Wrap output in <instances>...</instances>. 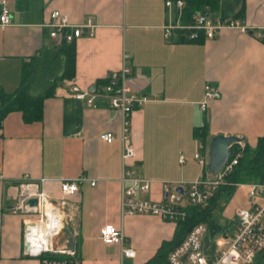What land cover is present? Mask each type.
<instances>
[{
  "label": "crops",
  "instance_id": "obj_1",
  "mask_svg": "<svg viewBox=\"0 0 264 264\" xmlns=\"http://www.w3.org/2000/svg\"><path fill=\"white\" fill-rule=\"evenodd\" d=\"M166 1L5 0L11 22L0 25V94L17 89L25 61L56 45L46 26L51 12L59 11L75 25L90 17L98 26L73 42V76L58 82L43 100L39 120L26 121L17 110L0 119V264L40 262L25 252L26 223L39 216L14 210L26 175L35 182L46 179L44 191L56 202L58 214L73 218V226L65 224L56 243L73 239L76 231L80 264H147L174 237L177 224L154 216L121 217V113L104 96L87 105L74 96L72 86L98 91L111 72L125 65L130 68L128 90L148 97L131 114L135 158L126 166L150 182L140 200L165 204V184L213 181L215 174L194 159L196 153L208 159L213 137H236L241 149H253L264 136V40L256 35L264 29V0H219L213 14L231 15L248 29L226 27L214 38L193 41L175 32L164 37L163 26L177 20ZM2 7L0 0V12ZM206 85L220 96L202 108ZM202 126L208 130L203 148L195 137ZM105 132L113 133L111 143L100 139ZM79 176L87 181L73 197H64L60 181ZM250 185L224 186L209 202L211 225L205 224L202 238L206 255L221 250L217 242L223 233L232 234L239 209L264 205V195L248 197ZM62 198L64 207L58 203ZM107 226L122 230L123 247L132 249L134 258L122 257L120 246L100 240ZM258 262L264 264V251Z\"/></svg>",
  "mask_w": 264,
  "mask_h": 264
},
{
  "label": "built area",
  "instance_id": "obj_2",
  "mask_svg": "<svg viewBox=\"0 0 264 264\" xmlns=\"http://www.w3.org/2000/svg\"><path fill=\"white\" fill-rule=\"evenodd\" d=\"M1 2L3 7L0 12V25H7L11 22L10 11L5 6V0H1ZM166 6L177 12V20L175 22L169 21L163 26L166 39H169L174 32L177 33V37L184 36L187 40L193 41L199 38V32L204 38L210 39L216 37L222 28H239L242 31L248 29L241 20L231 15H215L205 11H196L191 15L189 22H182L180 20L184 1L168 0ZM46 26L50 27L49 36L56 44H59L61 42L73 43L84 33L92 35L98 23L89 17L83 23L70 24L66 16L55 10L51 12L50 21ZM256 35L264 40V29L257 30ZM129 74L130 68L123 65L121 69L113 71L107 76L106 82L98 91L95 89L80 91L77 86H72L71 90L76 98L84 99L87 105H91L97 96H104L109 107L121 113L122 125L119 138L123 168L120 180L122 186L121 217L154 216L177 224L186 217V206L205 207L220 188L227 185L238 186L228 184L225 179L236 168L240 155L236 154L232 158L229 157L222 170L215 174L213 181L198 180L188 184H165L163 188L165 204L138 199L139 194L149 192L150 182L133 170L126 169L127 162L135 158L130 138L131 114L148 97L128 90L126 80ZM219 96L220 93L217 88L206 85L205 99L201 103L202 108L206 107L208 99ZM100 139L106 143H111L115 137L113 133L105 132L101 134ZM194 159L200 166H207L208 159L200 153H196ZM183 162V157L180 156L179 163ZM46 181V179H40L35 182L26 175L19 186V195L14 210L27 215L39 216L38 219L28 220L26 223L25 242L29 244L30 248L25 252L40 258L39 264H80L76 252V240L74 239L76 231H72L73 239H64L63 242L56 243L62 229V223L73 226L74 222L68 213L58 214L56 202L50 199L44 191L43 187ZM84 181H87L84 176H79L73 180H61V194L64 197H73L78 191L79 184ZM95 183V181H91L90 185L94 186ZM185 187H187L186 190ZM260 195H264V182L251 184L248 197L253 200ZM31 199L37 201L36 206L28 205V201ZM58 203L62 207L66 206L63 198ZM236 217L237 223L234 231L232 234L223 233L221 235L217 242L221 250L214 256H208L202 250V238L207 227L200 223L195 225L183 241L167 254L164 264H262L258 262V257L264 251V205L261 207L254 205L250 209H239ZM100 240L109 246H120L122 257L134 258V251L123 247L125 237L121 229L113 226L104 227L100 232ZM60 256L62 258H59Z\"/></svg>",
  "mask_w": 264,
  "mask_h": 264
},
{
  "label": "trees",
  "instance_id": "obj_3",
  "mask_svg": "<svg viewBox=\"0 0 264 264\" xmlns=\"http://www.w3.org/2000/svg\"><path fill=\"white\" fill-rule=\"evenodd\" d=\"M183 1L184 7L181 10V18L186 22L190 21L191 15L196 11L216 13L219 8V0ZM201 36L203 35L199 32V37ZM74 54L73 43L61 42L53 45L52 49L42 53L39 57H32L25 61L22 65L20 84L17 89L9 94H0L2 101L0 119L7 112L17 110L22 112L26 121L39 120L42 114L43 100L53 94L58 82L73 76ZM207 134L206 126L195 129V137L199 140L201 148L205 145ZM236 154L240 155L238 164L234 171L226 177V182L231 185L261 184L264 182V136L258 139L257 145L253 149L247 146L241 149L239 145H233L230 150V157L232 158ZM225 187L227 189L234 188L230 185ZM208 204L205 207L188 206L185 208L186 217L177 223L173 239L163 243L156 255L147 264H163L167 254L183 241L195 225L200 223L211 225V206Z\"/></svg>",
  "mask_w": 264,
  "mask_h": 264
},
{
  "label": "water",
  "instance_id": "obj_4",
  "mask_svg": "<svg viewBox=\"0 0 264 264\" xmlns=\"http://www.w3.org/2000/svg\"><path fill=\"white\" fill-rule=\"evenodd\" d=\"M242 140L236 137L215 136L210 140L207 170L212 174H217L228 162L230 157V150L233 145H240ZM37 201L31 199L28 205L36 206ZM66 228L65 223H62V229ZM30 248L29 244L25 242V251Z\"/></svg>",
  "mask_w": 264,
  "mask_h": 264
},
{
  "label": "bare ground",
  "instance_id": "obj_5",
  "mask_svg": "<svg viewBox=\"0 0 264 264\" xmlns=\"http://www.w3.org/2000/svg\"><path fill=\"white\" fill-rule=\"evenodd\" d=\"M42 232H43V233L45 232L43 227H42Z\"/></svg>",
  "mask_w": 264,
  "mask_h": 264
}]
</instances>
